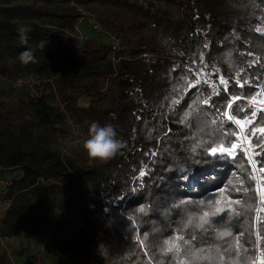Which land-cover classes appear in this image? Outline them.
<instances>
[{
	"label": "trees",
	"instance_id": "16d2710c",
	"mask_svg": "<svg viewBox=\"0 0 264 264\" xmlns=\"http://www.w3.org/2000/svg\"><path fill=\"white\" fill-rule=\"evenodd\" d=\"M96 6L117 12L94 23L118 46L103 32L79 37ZM229 47L233 69L219 59ZM26 49L34 62H21ZM94 121L117 130L110 159L84 149ZM259 128L264 0H0V178L11 199L0 232L15 257L31 261L33 236L63 210L47 264H264ZM232 143L231 156L211 153ZM0 264H12L1 247Z\"/></svg>",
	"mask_w": 264,
	"mask_h": 264
},
{
	"label": "clouds",
	"instance_id": "9594fccd",
	"mask_svg": "<svg viewBox=\"0 0 264 264\" xmlns=\"http://www.w3.org/2000/svg\"><path fill=\"white\" fill-rule=\"evenodd\" d=\"M20 41L22 44L27 43V33L23 28L19 29ZM20 60L24 64L35 61L33 52L26 49L20 53ZM221 63L229 69L236 67V50L235 48H226L219 55ZM118 133L114 125L106 123L101 125L94 121L90 124L88 138L84 140L83 146L88 156L92 159L107 160L116 155L122 147L121 141L117 138Z\"/></svg>",
	"mask_w": 264,
	"mask_h": 264
},
{
	"label": "built area",
	"instance_id": "2783aa9c",
	"mask_svg": "<svg viewBox=\"0 0 264 264\" xmlns=\"http://www.w3.org/2000/svg\"><path fill=\"white\" fill-rule=\"evenodd\" d=\"M75 29L77 33H79V37H82L80 29H79V24L75 25ZM93 29L97 33H104L106 34V37L108 40L114 43V47L118 46L120 44V40L110 34L109 32L103 31L100 23L96 22L93 25ZM29 79H27V82ZM23 83V80L18 78L14 82V85L20 86V84ZM8 185V180L4 178H0V202L4 203L7 205L10 204L11 199L4 198L3 193ZM53 235H49L47 230H43L42 233L34 235L32 238L33 245L37 248L36 253H34L33 257H31V261H27V258H22V257H15L13 254V248H12V243H13V238L9 235L3 234L0 232V247L3 248L10 259L12 264H47L46 259L44 255L46 254V250L48 248V243L52 240Z\"/></svg>",
	"mask_w": 264,
	"mask_h": 264
},
{
	"label": "rangeland",
	"instance_id": "374dc122",
	"mask_svg": "<svg viewBox=\"0 0 264 264\" xmlns=\"http://www.w3.org/2000/svg\"><path fill=\"white\" fill-rule=\"evenodd\" d=\"M24 0H10V3H17V2H22ZM85 11L87 12L86 14L88 16H86V18H84L83 20L80 21L79 23V29L81 32L82 36H86L89 33H93L94 35H102L101 33H97L94 29H93V24L95 21L99 20V18L101 17H106L109 14H114L117 13L116 11L112 10L111 8H104L101 6H96L93 7L92 10H87L85 9ZM92 15H91V14ZM101 23V22H100ZM104 39H108L107 37H103ZM81 102L83 103L84 101L81 100ZM77 139L73 142L75 145L80 144V146H82V138L79 136H76ZM220 149H217V153H220L219 151ZM6 204L1 203L0 202V214L3 212V210L5 209ZM66 213L62 210V211H55L53 214V221L51 224H48L45 230H47L49 235L55 234V230H54V226L56 225L57 222H59L61 219L65 218Z\"/></svg>",
	"mask_w": 264,
	"mask_h": 264
},
{
	"label": "snow or ice",
	"instance_id": "6c2138e0",
	"mask_svg": "<svg viewBox=\"0 0 264 264\" xmlns=\"http://www.w3.org/2000/svg\"><path fill=\"white\" fill-rule=\"evenodd\" d=\"M221 83H224L226 85V81H224L223 79L221 80ZM240 86L243 87V85H240ZM204 103H208V101H205ZM228 107L231 108L232 105L229 104ZM224 115L227 116L228 120L234 121L236 124L243 125L245 123V121H241L239 119H236L234 116L229 115L227 112H225ZM251 116L252 117H256L257 116V112L253 111L251 113ZM247 122L248 123H252L253 121L249 120ZM256 132L264 134V128L253 129V134H255ZM245 139H247L249 141V144H251V137H245ZM237 147H238V145L236 143H232L231 144V149H229L228 147H221L219 151H220L221 154H227V156H231L232 155V150L236 149ZM211 153L213 155H216L217 154V148L212 147L211 148ZM260 155H264V153H259L258 152L257 156H260ZM259 171H260V173L264 174V167H260ZM139 175L141 177H143L145 175V173L144 172H140ZM189 180H190V176L187 173L178 174V176H177L178 183H187ZM260 195L262 197H264V188H261ZM139 211L140 212H144L145 209L143 207H141L139 209ZM205 215H207V213H205ZM227 215H228L227 210H221V213H220L221 220H223ZM205 223H207V221H205ZM213 223H217V221L214 220ZM223 234L226 235L227 233H223ZM165 251H172V247H169V248L165 249Z\"/></svg>",
	"mask_w": 264,
	"mask_h": 264
}]
</instances>
